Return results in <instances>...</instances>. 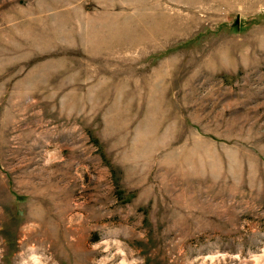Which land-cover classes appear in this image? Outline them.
Returning a JSON list of instances; mask_svg holds the SVG:
<instances>
[{"label": "rangeland", "instance_id": "1", "mask_svg": "<svg viewBox=\"0 0 264 264\" xmlns=\"http://www.w3.org/2000/svg\"><path fill=\"white\" fill-rule=\"evenodd\" d=\"M0 264H264V0H0Z\"/></svg>", "mask_w": 264, "mask_h": 264}]
</instances>
